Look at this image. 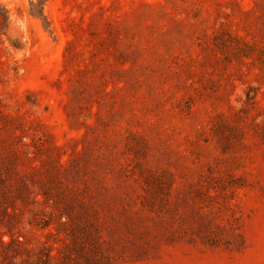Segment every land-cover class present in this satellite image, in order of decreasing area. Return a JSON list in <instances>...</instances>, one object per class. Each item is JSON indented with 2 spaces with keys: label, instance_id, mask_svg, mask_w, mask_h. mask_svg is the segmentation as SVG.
Listing matches in <instances>:
<instances>
[{
  "label": "rangeland",
  "instance_id": "1",
  "mask_svg": "<svg viewBox=\"0 0 264 264\" xmlns=\"http://www.w3.org/2000/svg\"><path fill=\"white\" fill-rule=\"evenodd\" d=\"M0 264H264V0H0Z\"/></svg>",
  "mask_w": 264,
  "mask_h": 264
}]
</instances>
